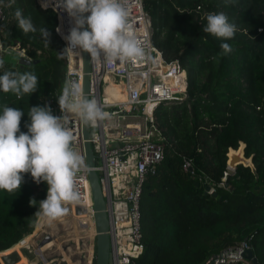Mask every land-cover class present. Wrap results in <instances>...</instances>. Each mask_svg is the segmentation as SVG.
I'll return each instance as SVG.
<instances>
[{
	"label": "trees",
	"instance_id": "16d2710c",
	"mask_svg": "<svg viewBox=\"0 0 264 264\" xmlns=\"http://www.w3.org/2000/svg\"><path fill=\"white\" fill-rule=\"evenodd\" d=\"M2 2L6 20L0 30V60L4 61L0 74L32 72L38 88L19 98L0 91V112L4 106L23 110L20 130L27 132L31 106L49 105L51 95L59 106L57 97L66 82L65 46L55 30L57 17L52 8L40 6L37 0ZM143 5L151 21L153 46L164 61L176 60L185 69L187 96L155 108L156 121L169 140L164 158L143 184L140 225L144 250L131 264H201L250 233L254 234V254L264 264V0H143ZM17 9L37 29H48L50 38L46 41L39 31L23 34L17 26ZM209 13L228 17L236 27L233 39L223 41L203 32ZM222 42L233 49L227 56L218 55ZM17 44L34 62H18L19 54L11 49ZM239 140L246 143L245 154H252L256 175L239 164L226 175L227 186H219L227 170L226 151L229 146L237 147ZM182 155L191 157L211 177L216 195L195 185V178L182 169ZM47 187L27 173L19 189L12 193L0 190V250L34 230L35 213L39 201L47 196ZM66 218L73 219L56 222H63L61 227L68 231ZM42 221L47 225L46 219ZM79 225L69 231L81 244L87 241L84 249L89 264L93 230L82 235ZM60 238L47 240L57 241L56 248L62 252Z\"/></svg>",
	"mask_w": 264,
	"mask_h": 264
},
{
	"label": "built area",
	"instance_id": "2783aa9c",
	"mask_svg": "<svg viewBox=\"0 0 264 264\" xmlns=\"http://www.w3.org/2000/svg\"><path fill=\"white\" fill-rule=\"evenodd\" d=\"M45 8H52L57 17L55 30L67 46L64 36L72 26L70 17L60 7V0H37ZM131 20L144 41L145 56L134 62L113 61L106 63L103 58L94 62L89 57V90L88 97L97 100L106 119L99 121L95 127L89 126V142L94 152V168L106 202L108 216V234L111 250L110 264H131L132 260L142 254L144 242L140 225V199L146 175L153 171L162 161L166 144L169 140L155 118V108L159 103H175L187 96V77L185 69L176 61H164L161 51L156 49L151 40V21L144 9L143 0H127ZM6 20L4 5L0 0V30ZM16 46L17 53L31 59L24 48ZM11 49H13V47ZM9 47L6 50H11ZM0 50L2 45L0 44ZM66 81L77 82L83 86L82 53L67 54ZM55 96H49L47 103L53 114L61 116L60 107L54 103ZM69 128L73 133L72 147L85 160V169L74 177L75 189L80 199L82 211L74 213L82 224H91L79 228L84 235L92 228L94 235V209L88 177V166L84 148L82 122L71 117ZM182 169L188 172L204 187L206 191H215L211 177L202 169L197 168L191 157L182 155ZM231 171L224 170L222 186L226 175ZM72 204V203H71ZM74 208V204H72ZM250 233L238 242L221 248L218 252L206 257L201 264H253L244 256L247 250L254 251ZM73 237L75 238L74 234ZM59 239V246L64 247L65 256L71 260L81 261L85 257L86 244L80 247L78 237ZM93 240V237H92ZM67 242V244H66ZM61 243H64L63 245ZM77 246L74 248L73 244ZM87 243V241L85 242ZM69 244V247L67 245ZM66 247V248H65ZM93 247V241H92ZM79 248V249H78ZM69 251L78 252L76 257ZM51 258L47 264H61L67 261L64 257ZM73 258V259H72ZM70 261V260H69ZM49 262V263H48Z\"/></svg>",
	"mask_w": 264,
	"mask_h": 264
},
{
	"label": "clouds",
	"instance_id": "9594fccd",
	"mask_svg": "<svg viewBox=\"0 0 264 264\" xmlns=\"http://www.w3.org/2000/svg\"><path fill=\"white\" fill-rule=\"evenodd\" d=\"M60 7L72 23L64 36L67 46L63 53H88L94 62L103 58L106 63L144 58V41L131 20L127 0H60ZM15 16L23 34L39 31L46 41L50 38L48 29H37L20 9ZM203 32L227 41L234 38L236 27L225 14L209 13ZM220 48L219 56L233 51L226 42H222ZM3 64L0 60V68ZM37 88L38 78L32 72L3 71L0 74V91L4 93L11 92L19 98L33 94ZM57 101L61 116L54 115L47 104L31 106L30 122L25 124L27 132L20 130L23 110L4 106L0 112V190L12 193L19 189L27 173L37 184L46 182L47 196L39 201L35 214L49 222L66 214L65 205L80 199L74 177L86 166L84 157L72 147L70 118L77 117L91 127L106 119L97 100L85 96L77 82L66 81ZM34 202L31 201L32 205Z\"/></svg>",
	"mask_w": 264,
	"mask_h": 264
},
{
	"label": "water",
	"instance_id": "95a60500",
	"mask_svg": "<svg viewBox=\"0 0 264 264\" xmlns=\"http://www.w3.org/2000/svg\"><path fill=\"white\" fill-rule=\"evenodd\" d=\"M82 58H83V70H84L82 92L85 96L88 97V90H89L88 53L82 52ZM18 62L21 65H23V64H29L31 62H34V60L28 57H25L23 55H19ZM82 133H83V138H84L86 163L88 166V177H89V184H90V190H91L92 201H93V209H94V235H93V240H92L93 241L92 250H94V254L93 255L91 254L89 264H110L111 263V250H110V242H109V234H108V216L106 212V202H105V198L102 193L101 186L98 180L97 171L94 168V165H95L94 152L88 140L89 126L83 123H82ZM245 146H246V143L243 140H239L237 147H233V146L228 147V150L226 151V156H227L226 167L230 169L231 171H233L235 170L237 165L241 164L245 167H249L250 170L256 175V166L253 162L252 154L250 155L245 154ZM194 183L195 185H199L197 181H195ZM219 186H222V185L219 183ZM223 186L225 187L227 186L226 181L224 182ZM205 189L206 190L209 189V185H206ZM206 190L205 192H207ZM212 194L216 195L217 192L213 191ZM65 207L67 208V212L65 215H70L71 213L79 214L82 211V207L80 205H74V208H73L72 204L70 203V204L65 205ZM54 221L55 220L49 222L46 219L47 226L41 230L42 231L41 238L35 239V242L37 244H40L44 240L50 239L52 238V236H56L59 233H61L63 228L59 224H56L57 230L51 231L52 228H51L50 223L52 222L54 223ZM76 222H78V224H81L79 218H76ZM85 226H86L85 224H81L78 227L85 228ZM13 246L14 244L7 249L0 250V253L10 249ZM21 252L23 255L27 256L28 264H31V262L35 261L37 258H38L37 264H45L47 261L51 259L49 253H47V250H43V254L45 256L46 262L43 261L41 257H39L37 254L34 253L32 244H30V246H27V247H22ZM244 256L248 259H251L253 264H260L253 250L251 249L247 250ZM18 258H19V255L17 254V252L12 251L7 255L3 254L1 256V260L3 262H1L0 260V264H12V263H15L18 260ZM19 264H24V263H19ZM61 264H66V262L62 261Z\"/></svg>",
	"mask_w": 264,
	"mask_h": 264
},
{
	"label": "rangeland",
	"instance_id": "374dc122",
	"mask_svg": "<svg viewBox=\"0 0 264 264\" xmlns=\"http://www.w3.org/2000/svg\"><path fill=\"white\" fill-rule=\"evenodd\" d=\"M17 47L16 46H14L13 47V51L15 52V53H17L18 51H17ZM63 217V216H62ZM56 220H58V219H56ZM56 220L54 221V223L52 224V226H51V228H52V230L51 231H55V230H57V228H56V224H59V223H57L56 222ZM66 222H68L69 223V226H68V231H66V229L65 228H63V230L61 231V233H59L58 235H56V236H58L59 238L61 237L62 239L61 240H63V239H66V238H72L74 241H75V238L73 237V234H70V232L71 231H69V230H72L73 229V227L75 228V226L76 225H79L78 224V222H76V220L73 218V219H70V218H66V220H65ZM37 222V221H36ZM61 225L62 226H65L64 224H63V222L61 223ZM60 225V226H61ZM42 230V229H41ZM41 230H37L36 229V224H35V228H34V230L32 231V232H30V233H28V234H26L25 236H27V235H29V234H34L33 235V241H35V239H40L41 238V236H42V231ZM76 243H78V244H80V245H82L80 242L81 241H75ZM55 243H56V241H55ZM58 243V242H57ZM84 245H85V243H84ZM79 247V246H78ZM14 248V246L12 247V249ZM55 251V250H54ZM63 253V255L61 256V257H64L67 261H66V264H70V261H69V259H70V257H69V255H68V257H66L65 256V252L64 251H55V255H56V257L55 258H58V257H60V255ZM92 255L94 254V250H92V253H91ZM44 261V260H43ZM46 261V260H45ZM65 262V261H64ZM85 262H86V258L85 257H83L82 259H81V262H79L78 260H77V264H85ZM16 263H18L19 264V262H16ZM38 263V258L35 260V261H32L31 262V264H37ZM49 263V262H48Z\"/></svg>",
	"mask_w": 264,
	"mask_h": 264
},
{
	"label": "crops",
	"instance_id": "0c3cea01",
	"mask_svg": "<svg viewBox=\"0 0 264 264\" xmlns=\"http://www.w3.org/2000/svg\"><path fill=\"white\" fill-rule=\"evenodd\" d=\"M47 225H45V223H43V221H42V219L41 218H39L38 219V221H37V223H36V229L37 230H40L41 228L43 229L44 227H46ZM33 233L32 234H29V235H27V236H25L23 239H21V241L23 240L24 241V243H25V240L26 239H33ZM41 245L40 246H38L39 244H37L36 243V246L34 247V248H36V251L38 252V253H40L41 255H43V259H44V261H45V256H44V254H43V250H47V253H49V255H50V258H51V256L53 255V254H55V251H58L57 250V241H56V243H55V240H52V241H48V240H44L43 242H41L40 243ZM27 246H30V242H29V244L27 245ZM26 246V247H27ZM21 248H19V246H18V244L17 245H15L14 246V248L13 249H9V250H7L6 252H4L3 254H9L10 252H12V251H14V250H20ZM55 250V251H54ZM2 254V255H3ZM1 255V256H2ZM1 256H0V259H1ZM25 259V262H27V258H24ZM77 261H75V260H71L70 259V264H77L76 263ZM79 262H81V261H79ZM28 263V262H27Z\"/></svg>",
	"mask_w": 264,
	"mask_h": 264
},
{
	"label": "bare ground",
	"instance_id": "6f19581e",
	"mask_svg": "<svg viewBox=\"0 0 264 264\" xmlns=\"http://www.w3.org/2000/svg\"><path fill=\"white\" fill-rule=\"evenodd\" d=\"M72 204L75 205V202L72 203ZM65 217H72V218H74V219L77 218V216H76L74 213H71L70 215H63V217H61V218H65ZM88 224H89V223H88ZM89 225H91V224H89ZM41 229H42V228H41ZM41 229H40V230H41ZM29 242H30V244L33 245V251H34V253L37 254L39 257H41L42 260H44V259H43V255H41L40 253H38V252L36 251V248H34V247L36 246V242L33 241V239H26V240H25V243H24L23 240H22V241L20 240V242L14 244V246L18 244L19 248L26 247V246L29 244ZM40 245H41V244H39L38 246H40ZM10 249H12V247H11ZM8 250H9V249H8ZM6 251H7V250H6ZM6 251H4V252H6ZM14 251H16L17 254L19 255V258H18V260H17L16 262L24 263V264H28L27 262H25V259H24V258H27V256H25V255L22 254L21 249H20V250H14ZM4 252L0 253V256H1ZM6 255H7V254H6ZM27 259H28V258H27ZM0 260H1V259H0ZM1 262H3V261L1 260ZM16 262H15V263H12V264H18V263H16ZM45 262H46V261H45ZM45 264H47V262H46Z\"/></svg>",
	"mask_w": 264,
	"mask_h": 264
},
{
	"label": "flooded vegetation",
	"instance_id": "af4514ba",
	"mask_svg": "<svg viewBox=\"0 0 264 264\" xmlns=\"http://www.w3.org/2000/svg\"><path fill=\"white\" fill-rule=\"evenodd\" d=\"M61 244L63 245L64 243H61ZM66 244H67V242H66ZM68 245H69V244H68ZM68 245H67V246H68ZM74 246L76 247L77 244H76V243H75V245L73 244V247H72V248H74ZM78 246L80 247L81 245L78 244ZM78 246H77V247H78ZM65 248H66V247H65ZM78 249H79V248H78ZM69 252H70V255L75 256V257H76V255H77V253H78V252H75V251H69ZM76 258H79V256H77ZM70 259H71V258H70ZM70 259H69V260H70ZM72 259H73V258H72Z\"/></svg>",
	"mask_w": 264,
	"mask_h": 264
}]
</instances>
